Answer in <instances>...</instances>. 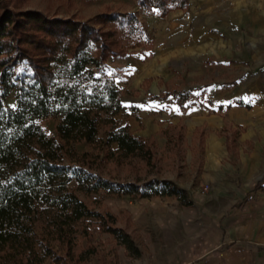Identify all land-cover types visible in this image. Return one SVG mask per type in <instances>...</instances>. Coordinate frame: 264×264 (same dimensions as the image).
I'll return each instance as SVG.
<instances>
[{
  "label": "rangeland",
  "instance_id": "obj_1",
  "mask_svg": "<svg viewBox=\"0 0 264 264\" xmlns=\"http://www.w3.org/2000/svg\"><path fill=\"white\" fill-rule=\"evenodd\" d=\"M8 1L16 10L40 11L49 18L92 20L105 32L120 26L117 22L107 26L97 23L96 18L101 14L129 15L123 19V29H127L130 17L134 16L137 22H132V27L143 30L147 27L149 43H146L144 51L138 47L129 52H140L147 59H152V52H157L159 63L168 62V66L163 67L162 73L154 74V84L146 83L139 91L129 89L134 76L124 72L126 68L122 59L125 57L109 58L104 73L114 78L122 110L116 115H113V110L98 111L102 142L89 145L82 141L67 146L65 155L67 164L83 165L92 174L82 177L81 182L71 180L66 191L75 194L92 215L81 218L66 216L67 212H61L54 205L60 192L53 194L47 205L39 207L37 219L24 238L13 247L9 246L8 252L0 253V264H28L29 258L38 264H57L53 255L60 257V264H168L176 246L185 238L186 225L193 220L191 215L195 214V221L198 219V209L194 205L182 206L176 197L153 195L134 199L119 195L115 186L143 185L158 179L174 182L192 199H195L194 192L207 193L206 185L200 179L202 140L196 136L197 144L193 146L192 134L184 122L164 125L168 121H164L166 117L162 113L175 103V99L170 95L162 107L160 99L171 91L185 90L195 92V102L200 107L204 103L211 104L208 98L215 102L224 96L229 98L231 91L223 84L242 78L241 68L244 70V67L251 66L257 57L260 62L264 61V53L256 52L258 48L264 49V0H190L188 9L181 10L184 16L172 19L159 18L156 9L150 12L141 9L136 0ZM204 34L211 36V52L202 55L197 50L191 54L190 49L174 51L173 48L186 45L187 37L190 43V35L201 40ZM124 42L125 45L132 44ZM88 53L96 55L93 45ZM153 67L159 68V64L155 62ZM201 67L205 68L204 75L199 74ZM57 70L56 84L68 82L65 77L68 67L61 64ZM121 84L125 88L120 87ZM203 90L207 96L202 95ZM143 91L147 92L144 99L146 109L137 107L133 101H125V94L129 98H139ZM134 102L139 103L137 100ZM150 103L153 104L151 108ZM191 103L189 101L188 104ZM6 105L16 107L15 91L9 92ZM57 123L56 119L39 121L46 131L53 134ZM121 128L147 139L146 146L152 154L148 156L145 148L140 153L126 156L117 151L116 144L107 145L106 133ZM100 180H107L111 188L100 187L91 191ZM104 226L121 229L130 235L139 255L120 243L117 237L120 233L105 232Z\"/></svg>",
  "mask_w": 264,
  "mask_h": 264
},
{
  "label": "trees",
  "instance_id": "obj_2",
  "mask_svg": "<svg viewBox=\"0 0 264 264\" xmlns=\"http://www.w3.org/2000/svg\"><path fill=\"white\" fill-rule=\"evenodd\" d=\"M136 1L147 12L156 9L162 19L173 11L188 9L190 4V0ZM0 7V253H3L24 238L37 219L39 207L47 205L57 192L60 194H56L55 201L60 204L54 205L67 212L66 216L92 215L75 194L66 192L71 180L81 182L85 175H92L83 165L67 164L66 149L82 141L89 145L102 142L98 111L113 110L116 115L122 110L114 78L104 73L108 60L126 57L138 47L144 51L149 41L147 27L144 30L132 27V22H137L134 16L130 17L129 28L123 29L127 14L106 12L98 16L97 23L103 26L114 22L120 26L105 32L92 20L49 18L40 11L16 10L8 0H0ZM124 41L132 44L125 45ZM91 45L96 49L95 56L88 53ZM61 64L68 67L65 76L68 82L57 85V69ZM10 91H15V108L6 105ZM170 95L184 105L189 93L171 91L164 99ZM48 119L58 120L55 134L39 124ZM196 133L202 140V132ZM105 142L109 146L116 144L117 151L126 156L145 148L148 156L152 154L146 146L148 140L135 136L127 128L107 132ZM97 183L91 191L111 188L107 180ZM115 187L119 195L134 199L153 195L176 197L183 206L192 205L186 190L168 180ZM104 231L120 233L117 236L120 243L139 255L135 242L123 230L104 226ZM52 258L60 264L59 256ZM33 260L29 258L27 263L38 264Z\"/></svg>",
  "mask_w": 264,
  "mask_h": 264
},
{
  "label": "crops",
  "instance_id": "obj_3",
  "mask_svg": "<svg viewBox=\"0 0 264 264\" xmlns=\"http://www.w3.org/2000/svg\"><path fill=\"white\" fill-rule=\"evenodd\" d=\"M179 16H184L181 10L168 17ZM189 37L190 43L187 37L186 45L177 46L174 51L190 49L189 54L197 50L202 55L211 52L209 34L201 40L195 35ZM256 52L264 53V49ZM152 53V59L140 52L122 59L125 74L134 76L129 89L141 91L146 83L151 86L155 83L154 74L162 73L163 67L168 66V62L159 63L157 52ZM155 62L159 68L152 69ZM200 70L199 74L204 75L205 68ZM241 73L242 78L223 84L231 91L229 98L224 96L216 102L208 98L211 104L200 107L196 105L195 92L185 90L189 96L184 105L173 98L175 103L162 113L164 121H168L164 125H188L192 145L197 144L196 132H202L200 179L207 191L194 192L195 199L189 198L192 205L186 207L194 205L198 219L196 222L195 214L191 215L193 220L186 225L185 238L176 246L168 264H264V61L257 57L251 66L241 68ZM120 87L125 88L123 84ZM139 94V98L125 94V101L146 109L147 92ZM202 95L207 96L204 90ZM169 98L160 99L161 107ZM188 123H192L191 127Z\"/></svg>",
  "mask_w": 264,
  "mask_h": 264
}]
</instances>
